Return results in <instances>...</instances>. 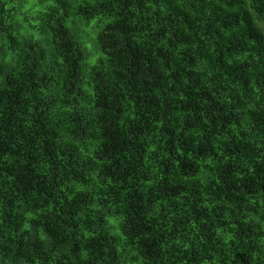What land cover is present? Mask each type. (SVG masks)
<instances>
[{"label":"trees","instance_id":"trees-1","mask_svg":"<svg viewBox=\"0 0 264 264\" xmlns=\"http://www.w3.org/2000/svg\"><path fill=\"white\" fill-rule=\"evenodd\" d=\"M257 20L264 0H0V264H264Z\"/></svg>","mask_w":264,"mask_h":264},{"label":"rangeland","instance_id":"rangeland-1","mask_svg":"<svg viewBox=\"0 0 264 264\" xmlns=\"http://www.w3.org/2000/svg\"><path fill=\"white\" fill-rule=\"evenodd\" d=\"M94 20H96V19H93L91 22H90V24H94ZM257 23L260 25V26H262V28H263V32H264V24L261 22V21H259V20H257ZM67 25L68 26H72V20L71 19H68V21H67ZM73 29H75L74 27H73ZM85 42L87 43V45L89 46V49H91L92 48V44H91V42H90V40H85ZM94 58H92L91 59V61L93 60Z\"/></svg>","mask_w":264,"mask_h":264}]
</instances>
